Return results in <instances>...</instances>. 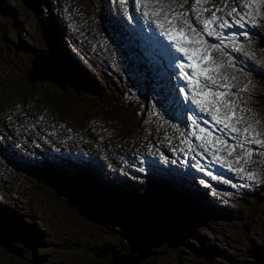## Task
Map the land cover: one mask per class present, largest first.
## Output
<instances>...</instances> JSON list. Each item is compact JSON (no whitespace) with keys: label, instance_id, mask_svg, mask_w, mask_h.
Segmentation results:
<instances>
[{"label":"rangeland","instance_id":"obj_1","mask_svg":"<svg viewBox=\"0 0 264 264\" xmlns=\"http://www.w3.org/2000/svg\"><path fill=\"white\" fill-rule=\"evenodd\" d=\"M0 1L3 2L0 4V237L3 238L0 240V264H109L113 255L140 256L133 264H264V181L244 198L229 202L235 207L230 208L226 216H219L207 207L211 205L203 198L207 189L191 192L180 186L181 182L161 172L156 164L149 165L142 174L117 165L124 163L120 157L122 153L128 157L140 154L144 157L150 153L170 158L172 152H178L183 146L186 136L185 109L179 114L174 101L168 95H162L166 82L162 85L152 69H145L141 55L129 48L127 35L118 22L123 21L121 16H126V6L131 0H107L104 4L100 0H38V13L26 8L21 0ZM33 1L25 0L29 4ZM154 1L150 0V4ZM158 1L152 14L145 6L146 0H138L137 5L144 8L137 9L135 15L154 20L159 17L154 13L163 7V24H167V18L175 17L178 25L198 15L203 19L204 14L217 10L224 17L227 8L233 4V0H197L200 2L197 5H193L192 0ZM206 1L209 2L205 8L201 7ZM200 8L203 15L198 11ZM185 10L190 14L186 15ZM53 15L56 18L52 23ZM112 17L118 25L114 30L110 25ZM39 24L45 25L43 31ZM170 29L174 30V26L170 25ZM259 29L260 39L264 40V20L260 21ZM47 31L49 36H46ZM50 37L59 40L58 49ZM114 37L120 39L119 46ZM237 45L249 55L248 64L239 60L238 56L242 54L238 53L237 46H234L237 55L219 52L221 61L230 58L222 68L231 66L232 71L222 73L221 77L227 75L236 81L237 89L247 90L243 102L231 106L230 110L242 108L246 113L253 110L256 122L262 123L260 129L252 131L253 136L264 141L261 136H264V57L259 63L264 48L252 39L240 40ZM115 46L121 51L117 52L119 56L104 50ZM50 48L59 54V60L68 64L71 60L62 59L60 52L66 49L62 54L65 58L75 53L79 64L72 60L74 73L85 71L87 77L106 90L93 96L82 94V100L99 99L100 105L122 107L120 117L92 108L85 116L91 120L100 116L105 119V126L87 137L86 133L77 132L76 129L89 122L84 120V115L81 122L73 117L77 109L82 113L86 110L80 102L81 97L70 88L62 91L55 89L52 82L31 83L27 77L28 71L32 70V53L38 51L40 55H47ZM241 78L243 81L239 80ZM29 84L34 88L32 94L17 99L12 97L15 91L25 94L24 87ZM121 91L123 99L115 102L105 99L106 93L111 100L120 99ZM41 92L47 96L39 98ZM135 99L142 103H135ZM12 100L24 105L9 106ZM28 101L29 104H25ZM56 103L66 111L57 109ZM133 108L137 111H132ZM48 110L53 117L50 120L52 128L63 129L54 119L58 116L66 123L64 126L70 128L61 134V144L59 141L57 144L73 151L88 150V162L76 163L64 155L59 159L64 164L52 162L51 167L45 165L42 150L32 159L21 160L23 148L16 147L13 138L23 137L28 132L27 127L29 129L40 120L47 128H39L43 140L36 137L32 145L41 147L47 141L44 134L53 133L45 116ZM88 129L92 130L91 125L82 128ZM179 135H182L181 140ZM2 148L9 157L4 156ZM44 149L52 153L53 145ZM262 162L264 164L263 158ZM53 169H59L63 174ZM106 169L112 177H105ZM129 194L143 196L144 200H168L174 215L181 219L178 226H169L165 217L162 223L166 226L154 229L161 234L158 243L148 249L140 244L133 253L128 252L126 240L117 234V228L106 227L101 215L91 207L97 205L101 210L113 211L122 204L119 196ZM123 203L129 206V220H134L136 213L131 208L136 200ZM133 226L137 232L148 233L138 219L134 220ZM181 235V242L174 240L179 248L163 249L167 237L174 239Z\"/></svg>","mask_w":264,"mask_h":264},{"label":"bare ground","instance_id":"obj_2","mask_svg":"<svg viewBox=\"0 0 264 264\" xmlns=\"http://www.w3.org/2000/svg\"><path fill=\"white\" fill-rule=\"evenodd\" d=\"M214 1H216V0H214ZM217 1H220V0H217ZM228 1H230V0H228ZM233 1L238 3V5L242 3L241 2L242 0H233ZM248 1H249L248 6L253 4V3H256V0H248ZM244 6H245V4H241V7L239 8V12L242 14H247L248 11L243 10ZM143 8H144L143 6L138 5V9H143ZM131 12L133 13L134 10L132 9ZM235 13L236 12H233V13H231V16H229V18L231 20L237 18ZM189 14H190V12H188L186 15H189ZM163 17L164 16L159 17L158 21L163 22ZM51 18L52 19L50 22L53 23L55 21L56 16L53 15ZM169 20L172 21V24H170V25L174 26L176 24V18L175 17L167 18L166 21L168 22ZM60 25L64 26V24L62 22L60 23ZM110 25H111V29H113V30H114V26L118 27V25H117L116 21L113 19V17L110 20ZM148 29L149 28H146V30H148ZM220 34H225V32L223 30L219 31L218 36H216L214 38L219 39L221 37ZM211 37H212V35H211ZM223 37L226 38L227 35L223 36ZM114 38L116 39V40H114V42H116L119 46L120 39L117 37H114ZM55 45L58 49L60 44L57 41ZM115 47L116 48L105 47L104 50L106 52L109 50L114 55H118L117 52L120 50L118 49L117 46H115ZM206 49L208 51H211V52L216 51V54L219 55V50H215V48L208 47ZM62 52H60V54ZM32 54H33V58L31 59V62H34L36 64L40 63V62H45V61H53V63L49 64V66L46 67L49 75L51 76V78L53 79L54 82H58V84L60 86V88H59L60 90L64 91L65 89L70 88L71 91L73 93H75L77 97H81L80 102L82 105L85 106V109H87L86 106L91 107L93 105V102L91 100H89L87 102L82 100L83 99V97L81 96L82 94H87V95L93 96V95L100 94L103 91H106L101 86H99L97 83H95V81L92 78L87 77L86 75L84 77V81L78 80L76 78V76L74 75L73 68L68 63L57 59L56 57H54L50 53H48L47 55H40V53L38 51L37 52L34 51ZM83 55L85 56V54H83ZM234 55H237V54L233 51L232 56H234ZM263 57L264 56L260 57V60H259L260 64H261V60ZM61 58L64 60L70 59V60L75 61L76 65L79 64V62L77 61L78 57H77V55H75V53L68 54L67 58H65L61 54ZM186 58H187V56H185V54L182 53V55L178 58L179 65H184V61ZM214 61L215 60L206 59V63H205L206 69L212 68L211 72H212L213 77L211 79H206V77H210L208 72H206V74L203 75L204 76V83L207 86V89H206L207 93H211V95H208L207 97L204 98V103L212 102L214 99L217 100L219 97L221 98V97L225 96L231 90V88L220 89L226 83V79L222 78L221 74L226 72V71L228 73H231L232 72L230 69L231 66L229 68H224L222 71H217V69L214 68V64H213ZM163 69L167 70V69H169V67L163 66L162 70H161L162 72H163ZM157 75H158V79L161 81L162 85H163V82L164 83L166 82L165 90L162 91V95L163 96L168 95L170 97V100H171L172 96L179 95L180 97L176 100H179L181 104L184 103V98L188 97L190 95V92H191V89L189 88V86H191L192 84L190 83L188 76H186V80H182V77H179L177 87H176L177 89H175V87H174L175 82L174 81H171V80L163 77V73L157 74ZM234 82H235L234 83L235 89H237L236 81H234ZM55 89H58V88L56 87ZM67 90H69V89H67ZM161 90L162 89L160 88V91ZM238 90H242V88L240 87V88H238ZM12 94H13L12 95L13 98H16V99L21 98V97H18L15 93H12ZM121 94H122V96L120 99L111 100V99H109V97L107 96L108 94L106 93L105 99L108 101H111V102H115V101L123 99L122 91H121ZM38 96H39V98H44L45 96H47V93L41 92ZM3 100H5V99L3 98L2 101ZM2 101H1V103H2ZM29 102L30 101L26 102L25 104H29ZM137 102L142 103L141 100L135 99V103H137ZM242 102H243V98L239 99L238 103H242ZM18 104L24 105V103L19 102V101H15V100H12L8 105L9 106H16ZM137 104H139V103H137ZM235 105H237V104H235ZM39 106L41 107V105H39ZM56 107H57V109H60V111H63V112L66 111V109L64 107L60 106L58 103H56ZM175 108L177 109L178 113L180 114L181 113L180 108H178L177 106H175ZM98 109H100L101 111L106 110L109 113L116 115L118 117H120V114L122 113V107H117L114 104H108V105L98 104ZM41 110H43V109H41ZM132 111H137V109L133 108ZM220 112L223 113L224 110L220 111ZM231 112H232V115L234 116V121L229 122L226 119L224 120V123H226V124L230 123V125H227L228 129H221L220 127H217L216 125H214L212 123V120H214V117L218 118L217 117L218 115H214L201 128L193 127L190 125L193 114H186V117H187V119H186V136H185V142L183 143L184 149H182V151L180 152L181 153L180 157L176 158V156L174 155L175 152H172L171 157L170 158L166 157V158L171 159V160H177L180 163H182V165L184 166L182 168V171H183V176L185 177V179H183L181 183H185L184 186L188 190H191V192H193V191L194 192H202L203 190H198V191H196V190L202 189V188L207 189L210 182L213 179H216L217 173L220 170V167L222 166V164L210 163L207 160V158L205 157V155L202 154L200 159L194 161V163H189L188 167H185V161L189 158V155L191 154L190 148L199 147V140L205 141V140H209V139H219L221 136H219V134L215 133V131H217L218 133H224V135H229V134L233 135V134H237L240 132H245V135L247 137V141H251V139L254 137L258 138L256 136H253V133H252L253 130H248L249 125L246 124V122H249V121H256V115H255V112L253 110L251 112H248V113L245 112V116H242V114L238 110L231 111ZM85 114H86V110L84 113H82L79 109H77L74 112L73 117L78 118L77 119L78 122L82 121L83 115H84V120L89 121L84 126L80 127L79 129H76L77 132L82 131V132L86 133L85 136L87 137L89 134L95 135L97 130L103 129V127L106 124L105 119L98 116L94 120H91L88 117H86ZM21 115H23V114H21ZM45 116L49 122L50 128L53 130V133H50V139L48 141L44 142V144L41 147H36L35 145H32V144H33V140H35L36 137L39 138L40 140H43V138L40 137V134L42 132L40 131L39 128L40 127H44V128L46 127L47 128V124L45 122L38 121L34 124H31L29 126L30 127L29 129L27 127L28 132L26 134H23L21 132V134H23V137L13 138V140L16 142V147H22L23 148L22 154H21V160L28 159V158L32 159L36 152L43 150L47 145H53L52 155L56 161L59 160L60 158H64L63 149L61 147H59L60 145L57 144V142L59 141L61 144V140H60L61 134L64 131L69 130L70 128L69 127L67 128L64 126L66 123L63 120H61L60 118H58L59 116L54 118V119H56L61 124L63 129L62 128H52V126L50 124V120L53 117L51 116V113L49 110H48L47 114H45ZM79 116H80V118H79ZM222 116H224V115H222ZM183 121L184 120L182 119L181 124H183ZM87 125H91L92 130H90V129L82 130V128L87 126ZM233 128H236V129L240 128V130L233 131ZM201 129H203L204 131L201 132ZM245 130H247V131H245ZM93 131H95V133H93ZM261 136L264 137L263 134H261ZM201 137H203V139H201ZM22 139H23V141H20ZM179 139L180 140L182 139V135L179 137ZM6 143H9V141ZM30 148H31V150H29ZM28 150H29V154H26V152ZM1 151L3 152L4 156L9 157V153L5 149L2 148ZM241 154H242V152L237 153V155H241ZM30 155H33V156L30 157ZM89 156H90V153H89L88 157ZM157 156H160V155H157ZM245 156L246 155H244V157ZM67 159H70V158H67ZM129 159L130 160H137V158L135 156H130ZM117 165H120L123 167H128L129 162L124 161L123 164L117 163ZM129 166H132V165H129ZM53 170L56 172L58 170L60 175L63 174L59 169H57V170L53 169ZM134 172H136V171H134ZM68 174L71 175L72 173L69 172ZM136 174H140V173L136 172ZM9 178H11V177L9 176ZM113 195L118 196L117 194H113ZM149 196L152 197L150 194H149ZM119 197L122 199V203H123L125 197H121V196H119ZM141 197H143V196H141ZM198 207H201V206H198ZM207 207H211L213 210L216 211V213L219 216H226L227 211L229 210V206L224 201L220 202V203H216V204L215 203H212L211 205L209 204V205H207ZM113 264H132V259L129 256H122V257L116 256Z\"/></svg>","mask_w":264,"mask_h":264},{"label":"trees","instance_id":"obj_3","mask_svg":"<svg viewBox=\"0 0 264 264\" xmlns=\"http://www.w3.org/2000/svg\"><path fill=\"white\" fill-rule=\"evenodd\" d=\"M21 1L23 3V0H21ZM2 3L3 2L0 1V4H2ZM25 4L27 6H31L33 8H36V10L35 11L32 10L31 8L25 6ZM25 4H23V5L26 8H28L29 10H31L32 12H34V13L40 12L39 7H38L39 6L38 1L34 0L32 4L25 2ZM38 26L41 29V31H43V27L45 25L39 24ZM48 30H49V28H48ZM55 30L56 29H54V31ZM47 32H46V36H49L50 32L49 31H47ZM50 38L53 40V37H50ZM53 41L56 44L57 40L56 41L53 40ZM49 53L51 55H53L54 57H57L56 54H54L53 52H49ZM34 65H35V68L31 73L32 78H44V80L52 82L47 78L48 74L41 67V65L39 63H37V64L35 63ZM74 75L76 76V78L78 80L84 81V78L81 75H78V74H74ZM54 85L58 89L60 88V86H57L56 84H54ZM24 88L26 90H30V92H26V90H25V94H20V93H18V91H15L14 93L17 96L23 98L25 95H27V94L30 95L34 91V88L32 87L31 84L25 86ZM84 101L87 102L89 100L84 99ZM92 102H93V105L91 107L86 106V108H87L86 113L88 110H90L92 108L98 109L99 99L94 100ZM79 118H80V116H79ZM130 196H131V194H129L128 196H124L125 197L124 201L126 202V200H129V199L136 200L137 203L135 204V206L133 208H131V211H133V213H136V214H133L134 215L133 219L135 220V222L137 219L139 221H142V225L144 228L148 229V233H145L144 231L137 232L135 230V228L133 226L134 220L130 221L128 218L129 211H130V209H128L129 206L126 204L124 205V203H122L120 207H117L113 211H106L104 209L101 210V208H99V206H97V205L91 206L92 211H94L95 213H99L101 215L102 222L105 223L106 227L117 228V231H116L117 234L122 238L124 237V239L126 240L128 252L133 253L134 249L137 246H139L140 244H142L143 247H145V249L150 248V246H152V245H156L158 243V241L161 239L160 238L161 234L159 232H154V229L158 228L159 226H163V225L166 226L165 223H162L164 221L163 219L165 217L168 221L169 226H178L179 222H181L180 217H178V215H174V212H173L174 208L170 207V203L168 200H164V201L157 200V199L156 200H151V199L144 200L143 197H141V196L138 197V195L136 197L135 196L130 197ZM163 198L168 199L165 197H163ZM139 214H140V216H139ZM145 220H147V222H145ZM129 221H130V223H129ZM167 235H168V233H167ZM174 240H178L179 242H181L182 241V235L180 238H174V239L167 237L165 245H163V249L179 248L174 243ZM105 247H107V246H105ZM15 249L19 251L18 248L15 247ZM146 252H148V250H146ZM116 256L117 255H115V257ZM125 256H128V255H125ZM117 257H119V256H117Z\"/></svg>","mask_w":264,"mask_h":264},{"label":"snow or ice","instance_id":"obj_4","mask_svg":"<svg viewBox=\"0 0 264 264\" xmlns=\"http://www.w3.org/2000/svg\"><path fill=\"white\" fill-rule=\"evenodd\" d=\"M148 13L146 12L145 15H147ZM155 14V13H154ZM213 19H215V17H213ZM211 20L205 21V30H207V25L209 23H211ZM169 24H172V21L169 20L168 21ZM160 27H163V24L159 25ZM166 35L169 36L170 39L174 40L176 43V47L177 49L184 53L185 56H187L188 60L191 62L189 65H187V67H193V74L188 76V79L190 80V83L193 85V93L196 95H201V96H205L207 97L208 95H211V93H200L196 91V86L199 83V77L202 75H205L206 72L211 71L212 68H208L205 69L201 66L202 61L205 60L208 57V53L204 50V49H197V48H187L184 46L182 41H193L196 43H201L202 41H197L195 40L194 37H189L187 35V33L184 31V29H169L168 32L165 33ZM189 53H191V55H189ZM197 57H199V59H197ZM222 67V65H221ZM187 75V74H186ZM206 79H211V77H206ZM197 104H203L204 100H197L196 101ZM214 119H217L216 117H214ZM219 122V120L217 121ZM204 130L201 129V132H203ZM233 131H236L235 128H233ZM247 131V130H245ZM201 139H203V137H201Z\"/></svg>","mask_w":264,"mask_h":264},{"label":"water","instance_id":"obj_5","mask_svg":"<svg viewBox=\"0 0 264 264\" xmlns=\"http://www.w3.org/2000/svg\"><path fill=\"white\" fill-rule=\"evenodd\" d=\"M37 1V0H36ZM23 3L25 4V1L23 0ZM26 5V4H25ZM260 46H264V40L261 42V44H260ZM51 63H53V61H45V62H40L39 64L41 65V67L46 71V73L48 74V79L50 80V81H52L54 84H56L57 86H59V84H58V82H54L53 81V79L51 78V76L49 75V73H48V71H47V68L46 67H48L49 66V64H51ZM35 63L34 62H32L31 63V65H32V70H29L28 71V74H27V77H28V79H29V81L32 83V82H35V81H43L44 80V78H32V76H31V73H32V71L34 70V68H35V65H34ZM44 66V67H43ZM31 76V77H30ZM3 238H1L0 237V240H2ZM6 241H8L7 239H5ZM8 246H10V247H12L11 245H9V243H8ZM15 253V252H14ZM18 253V252H17ZM16 254V253H15ZM125 256V255H124ZM137 256L138 255H133L131 258H132V264H133V262L134 263H136L137 261H138V258H137ZM119 257H121V256H119ZM114 259H115V255H113L112 256V258H111V260H110V262H109V264H113V262H114Z\"/></svg>","mask_w":264,"mask_h":264},{"label":"flooded vegetation","instance_id":"obj_6","mask_svg":"<svg viewBox=\"0 0 264 264\" xmlns=\"http://www.w3.org/2000/svg\"><path fill=\"white\" fill-rule=\"evenodd\" d=\"M140 257V256H139Z\"/></svg>","mask_w":264,"mask_h":264}]
</instances>
